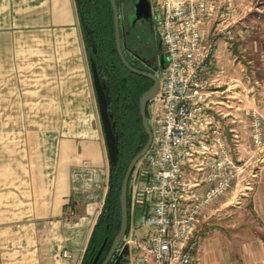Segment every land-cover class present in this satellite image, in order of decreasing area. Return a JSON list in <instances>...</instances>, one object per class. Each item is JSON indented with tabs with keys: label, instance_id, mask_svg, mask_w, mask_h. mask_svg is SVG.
<instances>
[{
	"label": "crops",
	"instance_id": "1",
	"mask_svg": "<svg viewBox=\"0 0 264 264\" xmlns=\"http://www.w3.org/2000/svg\"><path fill=\"white\" fill-rule=\"evenodd\" d=\"M220 48L212 62V79L224 86L217 108L249 144L236 110L245 96L240 80H224L231 65ZM109 167L76 0H0V264H80ZM246 170L201 219L238 197L245 226L264 230V161ZM142 232L129 223L111 264H137L130 240ZM257 244L254 262L264 264Z\"/></svg>",
	"mask_w": 264,
	"mask_h": 264
},
{
	"label": "built area",
	"instance_id": "2",
	"mask_svg": "<svg viewBox=\"0 0 264 264\" xmlns=\"http://www.w3.org/2000/svg\"><path fill=\"white\" fill-rule=\"evenodd\" d=\"M214 10L215 0L151 2L164 66L150 101L151 144L129 181L130 224L143 231L130 240L137 264H193V233L203 211L236 188L251 162L264 161L263 114L236 108L252 149L246 160L234 159L239 136L232 132L230 145L220 123L223 92L212 79V62L220 34L230 36L221 26L232 12L227 6L211 31Z\"/></svg>",
	"mask_w": 264,
	"mask_h": 264
},
{
	"label": "rangeland",
	"instance_id": "3",
	"mask_svg": "<svg viewBox=\"0 0 264 264\" xmlns=\"http://www.w3.org/2000/svg\"><path fill=\"white\" fill-rule=\"evenodd\" d=\"M215 2L213 20L208 24L209 30H213L220 14L227 6H230L232 15L237 14L235 20L232 16L221 26L222 31L229 30L230 36H226L225 32L220 34L215 44L216 49L222 47L225 50L227 58L225 61L231 65V69L223 78L240 80L241 85L237 91L245 96V109L255 108L264 115V0H215ZM118 3L120 31L125 48L138 52L140 46L133 38L129 39L126 36V16L130 14V19L132 18V3L128 0H118ZM223 88L224 86H220L219 90ZM150 101L146 107L148 124L152 107ZM220 123L231 145L232 133L228 130L232 124L225 120ZM237 134L241 147L239 154L233 155L234 159H247L252 155V149L246 137L243 135L241 140L240 133ZM250 175L249 178L253 179ZM131 187L132 184L130 190ZM237 201L238 197L232 198L230 206L220 208L217 205L218 210L212 212L209 218L205 220L199 218L193 233L196 244L193 264H255L254 257L260 253V245L257 243L261 241L264 244V230L252 228V224L245 226L246 220L243 218L248 215V210H238ZM140 234H137L138 238L142 236Z\"/></svg>",
	"mask_w": 264,
	"mask_h": 264
},
{
	"label": "trees",
	"instance_id": "4",
	"mask_svg": "<svg viewBox=\"0 0 264 264\" xmlns=\"http://www.w3.org/2000/svg\"><path fill=\"white\" fill-rule=\"evenodd\" d=\"M116 3L119 10L118 0ZM76 7L86 47L95 51L98 72L105 85L108 112L116 138V162L109 167L105 199L80 262L102 264L120 227L119 195L124 174L130 161L147 141L141 125L138 103L141 95L150 89L152 82L131 74L121 64L115 50L109 0H76ZM123 53L128 64L136 69L124 49ZM129 187L130 183L127 193L128 228Z\"/></svg>",
	"mask_w": 264,
	"mask_h": 264
},
{
	"label": "water",
	"instance_id": "5",
	"mask_svg": "<svg viewBox=\"0 0 264 264\" xmlns=\"http://www.w3.org/2000/svg\"><path fill=\"white\" fill-rule=\"evenodd\" d=\"M109 3L113 17L115 50L121 64L131 74L138 75L150 80L152 82V86L150 87L149 90H147L145 93L141 95L138 103L141 125L147 137V141L144 147L141 149V151L130 161L126 169V172L124 174L122 184L120 187V195H119L120 227L102 264H109L113 260L128 230V202H127L128 185L135 166L144 157L151 144L152 134L146 117V107L148 102L157 94L159 90V79L156 75L138 71L132 68L126 61L123 53V45L121 42L118 6L116 0H109ZM133 9H134L133 22H136L138 20H141L143 22H148L151 20V5L149 0H136ZM89 62L91 68L92 82L99 108V115L102 123L108 162H109V166H113L116 162V156H117L116 138L114 135L113 125L111 123L110 115L108 112L109 103H108L105 85L99 76L98 65L95 59V51L93 48H89ZM161 68H163V66Z\"/></svg>",
	"mask_w": 264,
	"mask_h": 264
},
{
	"label": "flooded vegetation",
	"instance_id": "6",
	"mask_svg": "<svg viewBox=\"0 0 264 264\" xmlns=\"http://www.w3.org/2000/svg\"><path fill=\"white\" fill-rule=\"evenodd\" d=\"M128 2L132 3V18L130 19V14L126 16V36L129 39L133 38L134 41L140 46V50L138 52H135L131 49L125 48L123 35L121 33V42L124 52L129 56L130 61L134 65L136 70L157 75L158 70H160L161 67L164 66L161 43L153 29L151 20L148 22H143L141 20L133 22V7L136 0H128Z\"/></svg>",
	"mask_w": 264,
	"mask_h": 264
}]
</instances>
